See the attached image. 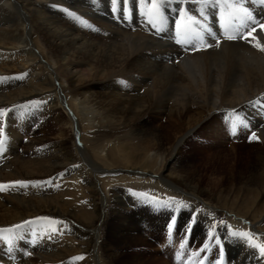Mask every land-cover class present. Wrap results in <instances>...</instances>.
<instances>
[{"label": "bare ground", "instance_id": "bare-ground-1", "mask_svg": "<svg viewBox=\"0 0 264 264\" xmlns=\"http://www.w3.org/2000/svg\"><path fill=\"white\" fill-rule=\"evenodd\" d=\"M103 1L0 0V109L6 110L0 127L9 144V155L0 158V184L29 182L0 191V230L12 229L0 231V264H115L122 249L109 253L110 218L138 216L143 230L150 228L155 219L146 202L156 200L153 193L171 202L168 216L181 208V224L197 214L190 219L193 244L217 229L225 242L231 240L233 264L255 258L252 264H264L252 246L264 245V51L255 47L264 44V29L251 43L223 39L219 47L208 33L219 5L231 15L243 8L263 24L264 13L255 0H119L134 14L125 5L124 21L117 23ZM156 2L161 9L148 7ZM149 15L162 17L159 31ZM184 24L200 33L196 48L202 50L174 43ZM60 108L71 116L73 144L41 145L42 112L56 120ZM27 109L41 111L40 117ZM224 115H234L226 122L228 140L239 138L230 131L234 120L253 127L246 131L258 129L255 136L263 142L247 144L255 155L249 173H234L226 182L206 178V156L199 152L189 167L194 157H187L182 143L197 128L203 147L214 154L224 145L214 122ZM134 189L148 192H140L147 200L142 205ZM168 216L159 217L154 229ZM184 245L169 250L176 263L183 262Z\"/></svg>", "mask_w": 264, "mask_h": 264}, {"label": "rangeland", "instance_id": "rangeland-1", "mask_svg": "<svg viewBox=\"0 0 264 264\" xmlns=\"http://www.w3.org/2000/svg\"><path fill=\"white\" fill-rule=\"evenodd\" d=\"M107 2H106L107 3L106 4L103 1V3H105V4H103V8L106 7L105 9H107L106 11H107L108 17L111 18L112 20L116 21L117 23L124 21L123 15H124V12L127 10L125 5L134 14V10H133L134 8L132 9L130 6H128L127 2L124 3L123 1H119V0L116 1L117 3L116 2L114 3L113 0H108ZM122 4H123V6H122ZM148 4H145V5L147 6ZM112 5H113V7H112ZM152 6L153 7L155 6V8H158V9H161V7H162L159 2L150 3L148 5L149 8ZM182 7H185V6L182 4L181 8ZM114 8H115V11H114ZM112 15H113V17H112ZM26 111L28 112L27 114H32V115L36 116V118L40 117L39 114L41 111L38 113L35 112L38 115L34 114V112H31L28 109ZM66 112L64 109L60 108L57 112L58 114L55 115L56 120L54 118H51V117H49V118L45 117L43 115V112H42L43 117H41L39 120L40 124H39V129H38L40 134H41V135H39L40 139L38 138V141L39 140L41 141V145H46V143L47 144H49V143L53 144V142L59 143V141H64V140L67 141L68 146H71L73 144L72 138H73V136L75 137L74 129H73V126L70 127V125L67 124V119H68V117L71 119V116L68 112L67 113ZM64 116H66V117L68 116V117L66 118ZM222 117H224V118H222ZM230 117H234V115L233 116L232 115L231 116L230 115L221 116L219 118H216V120L214 122L217 125L219 124L220 127L222 128L220 130V132H221L220 136L222 137V138L220 137V140L223 141V143H224V145L222 144L224 147L223 146L217 147L214 154H212L213 150H211L210 148L203 147L204 142L200 140L202 138H199L197 128H195L193 130H189L187 132V134H185V136H183L182 143L185 142L183 149L186 150L185 154L187 155V157L189 156V157L193 158L195 156V152H199V153H201V155L206 156V160L204 159V161H201L202 165L204 164L203 166L207 168V171L209 173L207 175L208 177L206 176V178L211 177V178L215 179L217 177H221L220 178L221 181L223 182L225 180L224 182H226L227 179L236 177V175L239 174V172L243 173V174H248L249 171L254 166V163H255L254 150L252 147L250 148V145L247 146V144H250L252 141H255L257 139L251 140L248 137H244V138L239 137V138L232 140V141L228 140L227 134H226V128H227L226 122L228 121V118H230ZM163 121L164 120H161L160 122L162 123ZM167 121H169V120H167ZM223 121H225V123ZM171 123H172V121H170L169 123H167V125L166 124L165 125L169 126ZM62 131H63V133H62ZM29 134L30 133H28L26 135H29ZM42 134H43V136H42ZM223 135H224V137H223ZM41 136H42V138H41ZM30 137L31 136H27L26 137L27 139H25V140L28 141ZM44 138H45V140H44ZM246 138H248V139H246ZM0 139H5L4 150L2 152H0V158H1L3 156L9 155V153H7V152H9V150L7 149L9 144L7 142V135H5V133L3 134V136H0ZM259 141H260V139H259ZM259 141L257 140L256 143L258 142V143L263 145V142H261V141L259 142ZM214 142H216V141H214ZM25 147H26V144H25ZM37 148H38V146L34 149L37 150ZM36 152L39 154L38 151H36ZM196 161H197V158L194 157V160H192V162L189 161L188 166L194 167L193 165H194V163H196ZM190 162H191V164H190ZM248 166H250V167H248ZM202 169H204V168H202ZM231 169H233V171L235 170L236 172H233ZM218 174H220V175H218ZM232 175H234V176H232ZM138 191L135 190L134 195H136L138 199L141 197L139 199L140 200L139 205H142L147 200H145V195H142L144 197V198H142V196L140 195L142 193H140V192L145 193L146 191H140V192H138ZM146 193H148V192H146ZM153 194L155 195L154 197H156L155 201L167 202V205H170V206L157 207L156 204L151 202V201L146 202L147 204L151 205L150 209L152 208L151 211H153V215H154L153 217L155 219L154 224L157 225L156 221H157V219L159 220V217H167L168 216L167 212L168 211L170 212V210H172V204H171V202H169L168 200L163 198L161 195H157L155 193H153ZM151 196H153V195H151ZM180 211H181V208H180V210L177 209L176 213H171L167 219H164L162 221V223L159 222L157 229L156 228L154 229V224H153L150 228H148V229L145 228L146 230H143V227L140 224L141 219L138 216L132 217V218H124V217H126L125 214L120 213V215H119L120 217L115 215L114 217L110 218V220L108 222V231L111 228V235H109L110 237L108 239V246L110 245L109 247L111 248V249H109L110 250L109 253H114L113 251H116L117 249H122V250H120L122 254L119 255L118 258L117 257L114 258L113 262L115 264H132V263L133 264H149V263L150 264L151 263L152 264H159V263L162 264L163 260H166L167 262L164 261L165 264H167V263L172 264V262H173V264H181L183 262L176 263L175 262L176 260H174L177 257L175 255H173V253L176 254V252H173L170 254L169 250L174 249L173 251H176V249L179 246V243H181V245H182L183 242H185L184 249L186 251V255H188L187 259L191 260L190 258L192 257V255L197 256V261L195 262V264H201V263L202 264H208L207 261H211L212 255H214V256L212 257V263L211 264H215V263L233 264L232 261H229L230 251H229L228 243L231 240H229L228 243L226 242V244H227L226 247L228 248V252L225 253L224 247H222V245L219 244V239L221 238V236H220L221 234H219L217 229L216 230L215 229H209V232L206 235H203L201 242H199L197 244L198 248H195L192 251V253L189 252L188 249L192 245H194L192 243L193 241L190 240L189 243H186L185 240L183 241L181 239L182 236L178 237V235L176 233L170 231V229L168 227H171V226L175 227L179 233L185 234L187 236L193 235V239H194L195 232H196L195 231L196 230L195 220H190V219L196 217L197 214L192 213L190 215L189 219H187L186 221L184 220L185 222L183 224H181L180 222H181L182 213L180 214ZM72 222L76 224L75 221H72ZM207 222H208V220H206V219L201 220L202 224H204V223L207 224ZM205 224H204V228H207V226L205 227ZM138 227L140 228V230H137ZM166 227L168 229H166ZM202 228H203V226H202ZM117 231L119 233H117ZM143 236L148 239V242L144 243L142 241ZM211 236H212V238H210ZM212 240H215L214 242L218 243L219 248H216L213 253H209L206 250H208V248L212 245ZM221 240L224 242L223 239H220V241ZM165 241H166V243H164ZM247 241H249V240H247ZM164 244H166V246L164 249H162ZM202 245H203V248H202V251L200 252V250H201L200 248L202 247ZM205 245H207V248H205ZM243 248H246V247L242 245V248L239 249L240 250L239 252L242 253L244 251ZM249 249H252V247H249ZM205 251H206V253L204 254ZM198 252H200L199 255L197 254ZM139 258H141V260ZM137 259H139V262ZM189 260H188V262H189ZM182 261H184V259ZM188 262H187V264H188ZM254 262H256V258H255V261L252 260L251 264ZM246 264H249V262Z\"/></svg>", "mask_w": 264, "mask_h": 264}, {"label": "snow or ice", "instance_id": "snow-or-ice-1", "mask_svg": "<svg viewBox=\"0 0 264 264\" xmlns=\"http://www.w3.org/2000/svg\"><path fill=\"white\" fill-rule=\"evenodd\" d=\"M113 2L115 3L116 0H113ZM114 11H115V9H114ZM239 11L240 12H246V10L243 9V8H240ZM68 15L75 17V14L71 13V12H68ZM238 18L239 19H243V18H240V17H238ZM248 18L250 19L251 17L249 16ZM75 19H79V17H75ZM149 23L151 24V26L154 29L159 31L160 28L157 27V24L159 23V24L162 25L163 19H162V17L157 19V18L149 15ZM88 27L91 28L92 26L88 25ZM259 27L261 29H264V24L259 25ZM255 32H256V28H252V30L250 32H247L246 34L241 35L240 39H243V40L248 41L249 43H251V40L249 39L250 37H251L252 40H256L257 39L255 37V35H254ZM185 33L186 34L192 33V29L186 26L185 27ZM194 35L196 36V38H197V40L199 42H202V38H201L199 32H195ZM209 35L211 36L212 34L209 33ZM225 36H226L227 40H236L237 39V36H235V35H228V34L225 33ZM180 43H191V41L190 40H184V41H180ZM214 43H215V46L219 47L220 40L218 38H214ZM212 46H213L212 44L205 45V47H212ZM193 47H196V45H193ZM255 47H257L260 50L264 51V44H260L258 41L255 44ZM5 111L6 110H4V109H0V116L4 115ZM245 127H247V125H245ZM235 131H236V124H233L232 133L235 134ZM3 134H4V129H3V127H0V136H3ZM251 139H257V137L255 136V133L251 134ZM4 145H5V139H0V152H2L4 150ZM28 183L29 182H26V181H14V182H10V184H0V191L6 190L7 188H9L11 186H27ZM140 195H146V194L142 193ZM151 202L155 203L157 207L170 206V205H167V202L155 201L154 199ZM37 219L48 220L49 218L40 217V218H37ZM25 223H30V221H25ZM53 223H56V222L53 221ZM14 227L15 228H19V227H21V225H16ZM0 231H12V229H5V230H0ZM232 235H234V236H245V237H248L249 240H251V237L248 235V233L233 232ZM252 246L254 248H259V254L262 257H264V245L253 243ZM205 248H207V245H205ZM76 259H81V257H77Z\"/></svg>", "mask_w": 264, "mask_h": 264}]
</instances>
